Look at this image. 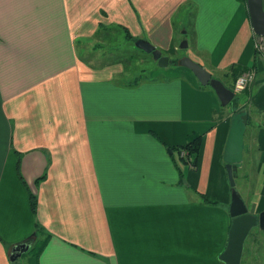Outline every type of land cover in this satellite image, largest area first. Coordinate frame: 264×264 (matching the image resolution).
Returning a JSON list of instances; mask_svg holds the SVG:
<instances>
[{
	"label": "crops",
	"instance_id": "0c3cea01",
	"mask_svg": "<svg viewBox=\"0 0 264 264\" xmlns=\"http://www.w3.org/2000/svg\"><path fill=\"white\" fill-rule=\"evenodd\" d=\"M117 37L175 60L186 40L179 60L220 72L233 92L232 67L256 71L250 102L239 103L256 181L249 202L239 195L252 215L264 211V53L247 3L0 0V264L27 255L24 264H225L232 188L223 155L234 113H220L214 90L187 70L157 64L162 75L132 80L111 60L118 51L106 43ZM193 135L203 138L194 170L168 152ZM37 223L39 256L30 253ZM261 255L251 264H264Z\"/></svg>",
	"mask_w": 264,
	"mask_h": 264
},
{
	"label": "water",
	"instance_id": "95a60500",
	"mask_svg": "<svg viewBox=\"0 0 264 264\" xmlns=\"http://www.w3.org/2000/svg\"><path fill=\"white\" fill-rule=\"evenodd\" d=\"M248 13L252 24L256 42L261 46L264 53V6L263 0H247ZM136 47L145 53L152 55L161 69L172 64V60L164 56L151 42L137 40ZM180 49H188V43L183 42ZM179 65L189 70L203 87H211L216 93L223 106L229 105L235 99V93L222 81L215 79L213 75L201 64L194 61L190 56L179 60ZM247 111L235 113L231 120V128L224 150L223 161L226 164L230 186L232 188L229 214L232 225L229 231V241L226 250L220 259L225 264H241L245 242L254 228L264 232V211L258 216L252 215L244 200L236 190L235 167L243 162L245 133L247 130ZM172 154V150H168ZM31 240L17 245L14 248L17 258L28 252Z\"/></svg>",
	"mask_w": 264,
	"mask_h": 264
},
{
	"label": "rangeland",
	"instance_id": "374dc122",
	"mask_svg": "<svg viewBox=\"0 0 264 264\" xmlns=\"http://www.w3.org/2000/svg\"><path fill=\"white\" fill-rule=\"evenodd\" d=\"M185 33V30L183 31L182 34ZM180 37L185 36L184 35H179ZM186 41V40H184ZM183 40L180 42V45L184 42ZM190 45H191V39H189ZM113 40H111L109 43H106L107 46L110 48H117V53H115L112 57V62L115 61H122L123 64L126 66L127 69L130 70L131 72V79L134 80L135 77L138 75L141 78L144 79H149V78H154L156 75L155 74H161L163 71H161L160 68H157V63L153 62V57L152 55H146L142 53L141 51H137L134 49H129L130 42L127 41H122L117 37L115 38V41L113 43ZM111 43V44H110ZM131 45V44H130ZM178 45V46H180ZM133 46V45H131ZM192 47V46H191ZM188 54V49L182 50L180 47H178V56L175 59H171L172 61L174 60V64H170L167 68L168 71L166 74H171L175 72L176 76H179V72L181 70H187L179 65V58L187 55ZM118 57V58H117ZM187 57V56H186ZM153 59V60H152ZM118 61V62H119ZM209 69V66H207ZM152 69H155L152 71ZM188 74H192L190 71H188ZM152 73V74H151ZM213 77L215 79L221 78V73L220 72H214L213 71ZM190 76H194L193 74ZM195 77V76H194ZM193 77V78H194ZM196 78V77H195ZM228 86H231V82H229ZM211 89V87H209ZM244 102H250V96L247 97L244 93L241 94H236L235 99L227 106H223L221 103L219 105V112L224 114V115H232L235 112L236 107L239 105V103H244ZM252 126L249 127V132L251 131ZM178 157V154L176 153L175 155ZM248 160H247V154H245L244 157V162L239 164V172H238V177L236 179V190L237 192L242 195L244 199L249 202L251 198H249V194L246 192V189H249V185L253 184L256 181V175H255V170H256V165H254L252 168H248ZM247 195V197L245 196ZM250 208V207H249ZM250 210V209H249ZM230 215V214H229ZM248 236L249 240L247 242V249L249 248V252L251 250V257L249 256L250 253L248 251H243V257H242V262L241 264H251L254 262V258H258L259 254H262L261 257H263L262 261H264V232L259 230V228H254L251 233ZM245 248V246H244ZM245 250V249H244ZM29 257V255L25 256L22 258V260H25ZM21 260V264H24V262ZM258 260V259H257Z\"/></svg>",
	"mask_w": 264,
	"mask_h": 264
},
{
	"label": "trees",
	"instance_id": "16d2710c",
	"mask_svg": "<svg viewBox=\"0 0 264 264\" xmlns=\"http://www.w3.org/2000/svg\"><path fill=\"white\" fill-rule=\"evenodd\" d=\"M243 2L247 3L246 0H243ZM130 39H132V37L130 36ZM136 41V40H135ZM257 52L258 53H261V50L257 48ZM172 63H175L174 60L172 61ZM247 69H243V68H239V67H232L231 70H230V76L234 79V81L237 80V78L243 74ZM242 110H245V107H240L239 105L236 107L235 109V113L239 112V111H242ZM202 141H203V138L201 135H193L190 137V139L188 140V142L179 147V148H175V149H171L172 151L176 150V151H186L188 153V156L191 157L193 159V166L194 168L196 169L197 166H198V161H199V157H200V151H201V147H202ZM238 166V165H237ZM180 174H181V178L183 179V176L184 174L182 173V171H180ZM205 197V195H204ZM31 204H32V209L34 211V213L36 214L37 213V200L34 196L31 197ZM40 230H41V226L37 223L36 224V231H35V234H34V237L36 238V242H35V245L34 247L32 248V252H30L31 254L33 255H37L39 256L40 255V252L41 250L43 249L44 247V244L43 245H40L41 243V240H39V234H40ZM260 230V229H259ZM250 236V235H249ZM48 239V237H47ZM249 238H247L246 242H245V250L244 251H248L249 248L247 249V242H248ZM249 253V251H248Z\"/></svg>",
	"mask_w": 264,
	"mask_h": 264
},
{
	"label": "built area",
	"instance_id": "2783aa9c",
	"mask_svg": "<svg viewBox=\"0 0 264 264\" xmlns=\"http://www.w3.org/2000/svg\"><path fill=\"white\" fill-rule=\"evenodd\" d=\"M256 47L261 50L260 45L256 44ZM256 76L257 74L254 69H248L243 74H241L234 83L235 95L245 93L247 90H249L252 87V85L255 83ZM180 156L190 169L192 170L195 169L192 164L193 159L188 156V153L186 151H181Z\"/></svg>",
	"mask_w": 264,
	"mask_h": 264
}]
</instances>
